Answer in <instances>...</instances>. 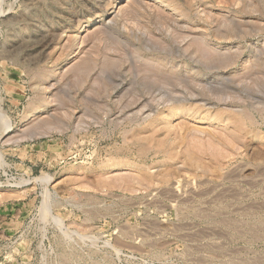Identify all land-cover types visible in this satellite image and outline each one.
<instances>
[{
	"label": "rangeland",
	"instance_id": "374dc122",
	"mask_svg": "<svg viewBox=\"0 0 264 264\" xmlns=\"http://www.w3.org/2000/svg\"><path fill=\"white\" fill-rule=\"evenodd\" d=\"M0 264H264V0H0Z\"/></svg>",
	"mask_w": 264,
	"mask_h": 264
},
{
	"label": "bare ground",
	"instance_id": "6f19581e",
	"mask_svg": "<svg viewBox=\"0 0 264 264\" xmlns=\"http://www.w3.org/2000/svg\"><path fill=\"white\" fill-rule=\"evenodd\" d=\"M31 36V35H30ZM28 40V39H27ZM33 42V41H32ZM10 50V49H9ZM13 55V54H12Z\"/></svg>",
	"mask_w": 264,
	"mask_h": 264
}]
</instances>
